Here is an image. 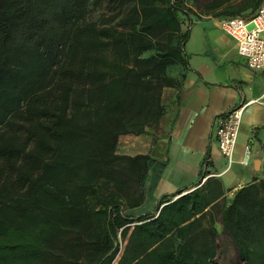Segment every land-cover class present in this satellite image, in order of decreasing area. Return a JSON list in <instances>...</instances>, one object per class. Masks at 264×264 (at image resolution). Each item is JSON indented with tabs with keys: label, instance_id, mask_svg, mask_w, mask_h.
Masks as SVG:
<instances>
[{
	"label": "trees",
	"instance_id": "obj_1",
	"mask_svg": "<svg viewBox=\"0 0 264 264\" xmlns=\"http://www.w3.org/2000/svg\"><path fill=\"white\" fill-rule=\"evenodd\" d=\"M88 1L0 0V264H112L121 228L118 264H216L217 215L242 263L264 264V177L227 201L212 176L163 195L154 212L123 215L143 202L150 156L118 154V138L161 118L175 86L167 69L187 65L180 15L191 10L111 0L117 16L132 6L104 27L85 18ZM232 1L223 13L241 15ZM57 66L53 98L41 81Z\"/></svg>",
	"mask_w": 264,
	"mask_h": 264
},
{
	"label": "crops",
	"instance_id": "obj_2",
	"mask_svg": "<svg viewBox=\"0 0 264 264\" xmlns=\"http://www.w3.org/2000/svg\"><path fill=\"white\" fill-rule=\"evenodd\" d=\"M243 6L234 8L242 9L237 16H252L260 5L256 9ZM223 11L194 21L197 24L192 25L184 46L187 65L176 62L167 69L175 86L163 90L159 124L142 135H125L135 136V147L142 150L134 154H149V170L160 173L164 193L157 203L163 195L200 187L212 176L223 182L226 196L231 193V198L239 188L264 177V71L251 69L238 53L236 40L221 27L222 17H231ZM195 25H202L205 31L198 41H194ZM242 105L246 107L229 168L213 125L220 115ZM149 176L148 171L144 181ZM147 190L144 185L145 203Z\"/></svg>",
	"mask_w": 264,
	"mask_h": 264
},
{
	"label": "rangeland",
	"instance_id": "obj_3",
	"mask_svg": "<svg viewBox=\"0 0 264 264\" xmlns=\"http://www.w3.org/2000/svg\"><path fill=\"white\" fill-rule=\"evenodd\" d=\"M248 2L250 0H233L231 2V5L233 7H239L241 4L244 2ZM186 6H188L191 10L190 16H186L184 14H181V20L183 24V30H190L192 25L195 23L194 21H197V19H204V18H210L214 17V14L217 11H220L224 9L227 6V3L224 2L223 4H220L221 0H183ZM116 5L112 4L111 0H89L87 3V11H86V19L88 21L94 20L97 21L98 23H101L104 27H109V26H118L121 22V18L124 16V12L132 6L131 3H128L124 11L121 15L117 16V11L115 8ZM122 12V10H121ZM223 18V17H222ZM200 21V20H199ZM198 21V22H199ZM197 24V23H195ZM191 32V31H190ZM194 34L195 38L194 41H198L202 35L205 34V31H203L202 25H195L194 29ZM153 40V39H151ZM154 41V40H153ZM154 49H150L144 53V55H149L151 52H153ZM60 67L57 66L53 68L49 74H45V79L41 81V87L45 86L46 89L51 88V92H53V98L58 97L60 95V87L63 84L62 82V71L59 69ZM54 73L56 75L54 79ZM48 85V86H47ZM43 91L45 90L42 89ZM46 90V91H47ZM43 93V92H41ZM160 121L151 123L145 127V130L141 133H135V132H130L127 134H122L118 138V143H117V153L120 155H127V156H137V155H148L149 154H134L136 151L142 150L140 147L139 149H136L135 139L133 137L126 138L125 135H142L144 134L147 129H150L152 127H156L159 124ZM129 150V153H124ZM151 163V157H150V162ZM148 171L150 172V176L147 179V181H144L143 184L146 185V188L148 189V194H149V200L145 203L146 199V194L143 191V186L140 187V190L143 192V202L139 206L135 207H130V206H124L123 207V215H133L135 217H138L139 214H144L148 212H153L154 205L157 203L158 198L160 195H162L164 192L162 191V185L159 184V171L154 168H151ZM201 187V186H200ZM142 188V189H141ZM151 195V196H150ZM231 199V193L228 194L227 196V201ZM145 203V204H144ZM223 204V201H222ZM215 226L218 230V238H217V256L215 258V263L216 264H243L242 261L238 257V252L237 249L229 236V234L224 230L221 222V216L217 215ZM124 228L119 229L118 231V242L120 244V251L116 255L114 261L112 264H118L120 258L124 254L125 248L129 242V234L124 237L122 236V231Z\"/></svg>",
	"mask_w": 264,
	"mask_h": 264
},
{
	"label": "built area",
	"instance_id": "obj_4",
	"mask_svg": "<svg viewBox=\"0 0 264 264\" xmlns=\"http://www.w3.org/2000/svg\"><path fill=\"white\" fill-rule=\"evenodd\" d=\"M220 24L224 32L236 40L238 53L246 58L248 66L264 71V0L252 16L222 18ZM245 107L242 105L220 115L213 125L219 149L229 168L234 163Z\"/></svg>",
	"mask_w": 264,
	"mask_h": 264
},
{
	"label": "water",
	"instance_id": "obj_5",
	"mask_svg": "<svg viewBox=\"0 0 264 264\" xmlns=\"http://www.w3.org/2000/svg\"><path fill=\"white\" fill-rule=\"evenodd\" d=\"M260 161H257V164L259 163Z\"/></svg>",
	"mask_w": 264,
	"mask_h": 264
}]
</instances>
